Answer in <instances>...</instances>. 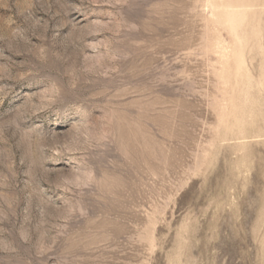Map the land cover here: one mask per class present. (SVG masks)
<instances>
[{"label": "rangeland", "instance_id": "1", "mask_svg": "<svg viewBox=\"0 0 264 264\" xmlns=\"http://www.w3.org/2000/svg\"><path fill=\"white\" fill-rule=\"evenodd\" d=\"M0 264H264V0H0Z\"/></svg>", "mask_w": 264, "mask_h": 264}]
</instances>
